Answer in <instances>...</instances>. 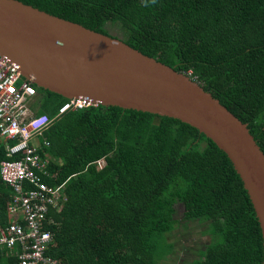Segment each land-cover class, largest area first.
I'll return each mask as SVG.
<instances>
[{
    "label": "trees",
    "instance_id": "1",
    "mask_svg": "<svg viewBox=\"0 0 264 264\" xmlns=\"http://www.w3.org/2000/svg\"><path fill=\"white\" fill-rule=\"evenodd\" d=\"M19 1L118 37L189 74L247 124L264 153V0ZM108 23L119 24L121 37ZM33 85L34 113L52 119L29 142L45 162L37 174L48 186L62 184L66 198L48 209L53 221L45 226L54 236L47 256L59 264H165L173 252L167 236L174 204L181 202L184 219L209 222L210 238L193 243L188 264H262L247 191L203 132L114 105L54 118L68 98ZM9 158L0 143V160ZM13 194L0 176V227L9 224ZM0 264H18L17 257L0 248Z\"/></svg>",
    "mask_w": 264,
    "mask_h": 264
},
{
    "label": "water",
    "instance_id": "2",
    "mask_svg": "<svg viewBox=\"0 0 264 264\" xmlns=\"http://www.w3.org/2000/svg\"><path fill=\"white\" fill-rule=\"evenodd\" d=\"M0 54L37 87L65 98L179 119L233 164L252 203L263 247L264 153L247 124L189 76L122 39L19 0H0Z\"/></svg>",
    "mask_w": 264,
    "mask_h": 264
},
{
    "label": "built area",
    "instance_id": "3",
    "mask_svg": "<svg viewBox=\"0 0 264 264\" xmlns=\"http://www.w3.org/2000/svg\"><path fill=\"white\" fill-rule=\"evenodd\" d=\"M36 94L33 83L0 54V143L4 142L10 157L0 160V176L14 190L8 205L9 224L0 227V248L10 250L18 264H59L45 254L54 236L45 225L53 221L48 209L60 208L66 198L62 184L48 186L37 174L45 162L29 142L52 119L44 112H31L29 103ZM91 104L97 105L86 98H68L54 118ZM25 181L32 187L27 184V188Z\"/></svg>",
    "mask_w": 264,
    "mask_h": 264
},
{
    "label": "rangeland",
    "instance_id": "4",
    "mask_svg": "<svg viewBox=\"0 0 264 264\" xmlns=\"http://www.w3.org/2000/svg\"><path fill=\"white\" fill-rule=\"evenodd\" d=\"M107 29L112 35L121 37L122 32L118 23H108ZM30 101L31 109L36 107L34 100ZM174 213L172 215L173 229L168 233V241L173 243V252H171L164 261L165 264H188L191 257L194 256L189 248L194 247L196 241L208 242L210 234L207 233L209 222L205 220L193 219L188 221L184 219L185 210L181 202L174 204Z\"/></svg>",
    "mask_w": 264,
    "mask_h": 264
},
{
    "label": "crops",
    "instance_id": "5",
    "mask_svg": "<svg viewBox=\"0 0 264 264\" xmlns=\"http://www.w3.org/2000/svg\"><path fill=\"white\" fill-rule=\"evenodd\" d=\"M5 147V146H4ZM6 152V151H5ZM7 155V154H6ZM8 156V155H7ZM9 157V156H8Z\"/></svg>",
    "mask_w": 264,
    "mask_h": 264
},
{
    "label": "clouds",
    "instance_id": "6",
    "mask_svg": "<svg viewBox=\"0 0 264 264\" xmlns=\"http://www.w3.org/2000/svg\"><path fill=\"white\" fill-rule=\"evenodd\" d=\"M153 2H154V0H153Z\"/></svg>",
    "mask_w": 264,
    "mask_h": 264
}]
</instances>
